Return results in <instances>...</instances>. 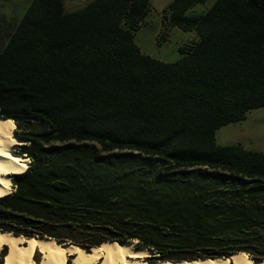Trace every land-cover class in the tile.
Returning <instances> with one entry per match:
<instances>
[{"label": "trees", "instance_id": "1", "mask_svg": "<svg viewBox=\"0 0 264 264\" xmlns=\"http://www.w3.org/2000/svg\"><path fill=\"white\" fill-rule=\"evenodd\" d=\"M149 7L31 0L18 20L0 16V118L29 159L0 197V232L87 253L133 243L146 262L260 263L264 151L215 132L264 109V0H174L164 21L196 39L172 63L134 44Z\"/></svg>", "mask_w": 264, "mask_h": 264}, {"label": "bare ground", "instance_id": "2", "mask_svg": "<svg viewBox=\"0 0 264 264\" xmlns=\"http://www.w3.org/2000/svg\"><path fill=\"white\" fill-rule=\"evenodd\" d=\"M15 128L12 121L0 118V197L11 191L10 175L21 174L28 167L27 159L16 152V146L22 141L15 137ZM4 247L6 253L2 257V264H36V254L40 256L38 264H264V260L253 263L244 253L233 254L228 258L146 262L144 259L151 257L150 251L135 250L133 243L105 242L87 253L74 245L57 244L47 239L14 237L0 232V255Z\"/></svg>", "mask_w": 264, "mask_h": 264}, {"label": "rangeland", "instance_id": "3", "mask_svg": "<svg viewBox=\"0 0 264 264\" xmlns=\"http://www.w3.org/2000/svg\"><path fill=\"white\" fill-rule=\"evenodd\" d=\"M92 0H63L64 11H77ZM174 0H150L149 13L143 25L134 34V44L142 55L152 59L172 63L180 58L179 49L196 39L195 33L184 32L178 27L166 24L163 12ZM31 0H0V16L16 21L23 15ZM213 1L197 5L186 12L187 16H199L206 12ZM16 129V128H15ZM215 143L219 146H240L246 150L264 151V109L257 108L249 111L245 119L219 128L215 132ZM21 143L16 146L19 152ZM24 157V156H23ZM134 245V244H133ZM36 264L39 254L34 256ZM0 256V264H2ZM71 264V263H69Z\"/></svg>", "mask_w": 264, "mask_h": 264}, {"label": "water", "instance_id": "4", "mask_svg": "<svg viewBox=\"0 0 264 264\" xmlns=\"http://www.w3.org/2000/svg\"><path fill=\"white\" fill-rule=\"evenodd\" d=\"M16 137V136H15ZM70 246H72V245H70ZM136 250V249H135ZM151 253V252H150ZM69 257H73V255H69ZM152 257H154L153 256V254L151 253V257H148V258H152Z\"/></svg>", "mask_w": 264, "mask_h": 264}, {"label": "built area", "instance_id": "5", "mask_svg": "<svg viewBox=\"0 0 264 264\" xmlns=\"http://www.w3.org/2000/svg\"><path fill=\"white\" fill-rule=\"evenodd\" d=\"M27 159V158H26ZM27 161H28V164H29V159H27Z\"/></svg>", "mask_w": 264, "mask_h": 264}]
</instances>
